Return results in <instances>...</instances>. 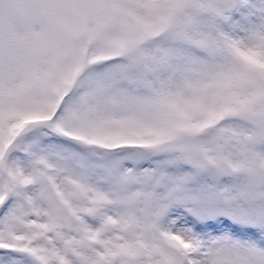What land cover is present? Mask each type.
Returning <instances> with one entry per match:
<instances>
[{
	"label": "snow or ice",
	"instance_id": "obj_1",
	"mask_svg": "<svg viewBox=\"0 0 264 264\" xmlns=\"http://www.w3.org/2000/svg\"><path fill=\"white\" fill-rule=\"evenodd\" d=\"M0 264H264V0H0Z\"/></svg>",
	"mask_w": 264,
	"mask_h": 264
}]
</instances>
